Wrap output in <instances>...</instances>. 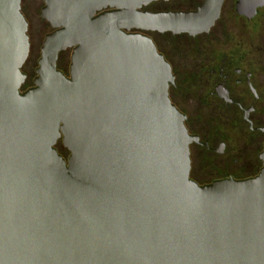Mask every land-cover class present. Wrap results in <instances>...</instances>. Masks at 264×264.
Segmentation results:
<instances>
[{
  "label": "water",
  "instance_id": "water-1",
  "mask_svg": "<svg viewBox=\"0 0 264 264\" xmlns=\"http://www.w3.org/2000/svg\"><path fill=\"white\" fill-rule=\"evenodd\" d=\"M149 1L46 0L52 31L21 92L29 23L21 0H0V264H264V166L241 180L191 179L198 137L168 96L170 65L150 37L127 32L206 31L219 6L140 10ZM67 49L69 78L57 67ZM236 157L240 168L231 152L212 171Z\"/></svg>",
  "mask_w": 264,
  "mask_h": 264
},
{
  "label": "flooded vegetation",
  "instance_id": "flooded-vegetation-1",
  "mask_svg": "<svg viewBox=\"0 0 264 264\" xmlns=\"http://www.w3.org/2000/svg\"><path fill=\"white\" fill-rule=\"evenodd\" d=\"M210 1L212 11L217 12L218 6L219 11L206 31L195 34L151 29L127 31L150 37L170 65L173 79L169 82L168 96L185 116L188 132L198 137V141L190 144V177L200 185L226 178L254 177L264 166L261 158L264 152V0ZM34 3L42 9L46 0H21L25 18L23 6ZM205 3L206 0H151L140 10L196 12ZM113 9L104 8L95 16ZM166 40H169L167 46ZM165 46L172 50L166 51ZM72 51L61 52L57 60L58 69L68 78ZM173 56L186 65L177 63ZM28 61L29 57L22 67L26 80L21 92L34 86L37 67L34 68L33 60L31 70L28 69L30 73L25 71ZM187 98L193 103L189 110L182 104ZM233 134L241 138L242 147L237 150L231 149ZM57 148L65 159L69 157L70 152L61 141ZM231 152L239 153L243 166L232 168L238 161L236 157L231 163L218 165L222 171L213 172L211 165H217L219 158L229 157ZM196 153L202 156L199 166L195 163ZM202 168L210 173L202 177L198 172Z\"/></svg>",
  "mask_w": 264,
  "mask_h": 264
},
{
  "label": "rangeland",
  "instance_id": "rangeland-1",
  "mask_svg": "<svg viewBox=\"0 0 264 264\" xmlns=\"http://www.w3.org/2000/svg\"><path fill=\"white\" fill-rule=\"evenodd\" d=\"M23 8L26 10V18L29 23L28 35L30 38V52L29 63L25 66V71L32 68V61L34 60V68L38 67L37 61L41 56V47L45 35L50 32V27L47 21L43 20L40 16L41 5H27ZM29 72V71H28ZM30 73V72H29Z\"/></svg>",
  "mask_w": 264,
  "mask_h": 264
}]
</instances>
